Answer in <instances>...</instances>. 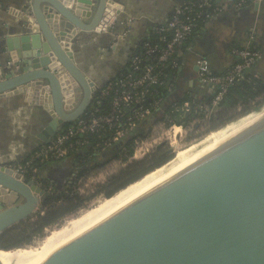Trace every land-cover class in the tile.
I'll use <instances>...</instances> for the list:
<instances>
[{"label":"water","instance_id":"95a60500","mask_svg":"<svg viewBox=\"0 0 264 264\" xmlns=\"http://www.w3.org/2000/svg\"><path fill=\"white\" fill-rule=\"evenodd\" d=\"M80 1L87 6L30 0L26 31L6 40L0 99L17 97L45 116L39 145L76 121L116 75L99 83L78 62L73 33H107L117 22L111 0ZM45 197L0 157V236L29 220ZM0 264L15 263L0 255ZM49 264H264V111L183 159Z\"/></svg>","mask_w":264,"mask_h":264},{"label":"crops","instance_id":"0c3cea01","mask_svg":"<svg viewBox=\"0 0 264 264\" xmlns=\"http://www.w3.org/2000/svg\"><path fill=\"white\" fill-rule=\"evenodd\" d=\"M185 1L187 0L108 1V10L117 17V22L107 33H73V42L78 46L80 57L78 62L99 83H104L125 69L131 55L153 33L154 28L166 24L175 8ZM237 1L219 0V4L225 9L202 26L193 38V52L184 60L181 79L183 88H195L198 85L195 80L198 58H203L212 72L221 73L235 61L234 50L251 45L263 53L253 72L264 81V0L233 9L232 5ZM29 2L30 0H0L1 72L9 55L6 51L7 38L26 31L24 25ZM82 3L79 0V5L87 6ZM111 38L115 42L114 50L108 48ZM45 120L47 119L38 109L23 103L17 97L0 99V157L4 165L21 164L38 147L36 134L47 122ZM66 169L70 168L61 163H51L37 170L36 174L37 178H53L54 181L58 179L63 183L69 178V170Z\"/></svg>","mask_w":264,"mask_h":264},{"label":"trees","instance_id":"16d2710c","mask_svg":"<svg viewBox=\"0 0 264 264\" xmlns=\"http://www.w3.org/2000/svg\"><path fill=\"white\" fill-rule=\"evenodd\" d=\"M216 7L217 4L214 3L210 10ZM206 23L200 22L198 28L195 29L186 44L178 52L177 68L168 66L163 69L161 85L157 86L155 91H151L149 98L144 102V106L148 107L152 105L154 100L159 99L160 106L148 119L140 123L133 133L129 134L119 143L113 144L103 150L99 147V144L102 145L110 133L93 136L89 139L87 146L78 152L70 154L65 160L57 162L49 161L43 164L35 162L34 169L36 171L42 169L47 164L61 163L70 168L68 169L69 171L66 169L69 178L62 183L58 179L54 181L53 178H37V174H33L31 171L26 174V179L34 180L45 190L46 188H51V190H46V197L40 208L42 213L39 212L35 216V220L32 221L29 219L2 234L0 241L6 242L7 240H11L12 244H3L0 248H17L24 243H29L32 238L40 235L45 228L55 224L62 217L82 207L86 199L77 193L75 189L76 182L79 179L86 178L93 172L105 168L112 162L118 161L125 166L119 172L109 177L106 183L100 187L99 190L104 192L106 198H111L118 191L124 190L127 185L134 181H139L143 175L169 161L174 155L170 153L169 148L163 145L159 146L149 156L141 160L130 161L134 153V143L138 140L146 139L152 129L157 125L165 124L169 126L173 123L184 128H190L194 126L193 123L196 120L203 121V119L210 117L207 125H211V129H216L224 123L230 124L234 122V117L238 114H241L240 117H242V115L246 116L247 113L260 112L264 108V81L258 78L253 72L258 62L234 81L233 85L229 87L223 96L218 109L214 112L205 113L203 110H200V107L211 105V101L216 92L201 87L200 85L195 86V88H183L181 79L184 71V60L190 54L186 51V48H190L193 52L191 42L200 28ZM144 45L162 46L158 41V36L153 33L142 42L136 52L141 51ZM250 49L259 51L254 45H251ZM235 62L221 73L211 72L213 75H221L235 65ZM129 64L130 61L125 69L119 72L108 83L113 84L114 81L121 79L127 73ZM183 104L188 105L187 112L182 113L181 111H176L177 107ZM259 108L261 109L259 110ZM234 112H237V114L231 115ZM166 116L171 119V122L166 121ZM43 145L45 144L38 145L35 150ZM29 157L30 155L21 164L26 162Z\"/></svg>","mask_w":264,"mask_h":264},{"label":"built area","instance_id":"2783aa9c","mask_svg":"<svg viewBox=\"0 0 264 264\" xmlns=\"http://www.w3.org/2000/svg\"><path fill=\"white\" fill-rule=\"evenodd\" d=\"M259 1L238 0L232 8L239 9L251 3H259ZM214 3L217 7L210 10ZM223 9L225 7L219 4V0H187L175 8L168 22L153 30V34L158 36V41L162 46L144 45L141 51L134 52L127 73L113 84L107 83L101 88L91 98L87 110L76 121L62 128L47 144L31 153L26 162L9 167L25 178L30 171L36 174L35 162L43 164L49 161L65 160L70 154L87 146L89 139L93 136L110 133L103 144H99L103 150L133 133L138 125L148 119L160 106L159 99L154 100L148 107L144 106V102L149 98L150 92L155 91V88L161 85L163 69L168 66L177 68V54L198 28L200 22L210 21ZM114 47L115 42L113 41L108 48L113 49ZM186 51L192 53L190 48H186ZM233 55L235 65L221 75H213L206 61L203 58L197 59L195 64L197 84L216 92L211 105L200 107L203 112L216 111L229 87L241 74L256 64L262 58L263 53L246 47L234 50ZM187 110V104L176 109L182 113ZM166 121L171 122V119L166 116ZM156 128L164 131L168 129L169 132L178 128L184 133L192 130V127L184 128L173 123L169 126L159 124L153 129ZM144 144L142 140L134 143V158L143 151Z\"/></svg>","mask_w":264,"mask_h":264},{"label":"bare ground","instance_id":"6f19581e","mask_svg":"<svg viewBox=\"0 0 264 264\" xmlns=\"http://www.w3.org/2000/svg\"><path fill=\"white\" fill-rule=\"evenodd\" d=\"M263 111L264 108L260 112L247 114L223 129L211 133L202 141L177 149L173 159L168 163L129 185L111 198L98 199L89 209L69 219L62 226L48 231L45 237L37 243L8 251L0 250V255L7 257L15 264H49L60 250L140 201L159 177L169 172L183 159ZM176 131L179 132V129L175 128Z\"/></svg>","mask_w":264,"mask_h":264},{"label":"rangeland","instance_id":"374dc122","mask_svg":"<svg viewBox=\"0 0 264 264\" xmlns=\"http://www.w3.org/2000/svg\"><path fill=\"white\" fill-rule=\"evenodd\" d=\"M261 108H259V110ZM235 114H237V112H234L231 115H235ZM240 116H241V114L240 115L238 114L237 116L234 117V120L237 121L238 119L243 117V115H242V117H240ZM208 119L205 118V119H203V121L196 120L193 123L194 126H192L191 132H185L184 133V132H180V130H179V132H177V131L175 132V130L169 132L168 129H166L165 131L161 130V128L152 129V131L147 136V138L142 140L145 143L143 151L138 153L135 158L132 156L130 158V161L141 160V159L149 156L155 149H157L161 145L169 148L170 153L172 155H174V153L177 149L196 144V143L202 141L204 138H206V136H208L210 133H213V131L216 132V131H218L217 129H219V130H220V128L223 129L224 127L227 126L226 124H228V123H224L221 126H218V128H216V129H211L210 128L211 125L210 126L207 125L209 122ZM173 135H175V138H173ZM124 166H125L124 164H122L118 161H115V162H112L111 164L107 165L105 168L100 169L96 172H93L91 175L87 176L86 178L79 179L75 184V189L79 195L83 196L86 199L83 206L78 208L74 212L62 217L55 224H52V225L48 226L47 228H45L40 235H37L34 238H32V240L29 243H26V244L24 243V244L20 245V247H17V248H23V247L31 246V245L37 243L38 241L42 240L45 237V235L48 231H51L55 228L62 226L69 219H71V218L79 215L83 211L89 209L93 204L96 203V201L98 199L105 198L104 192L103 191L101 192L99 190L100 187L106 183V181L109 179V177H111L112 175L119 172V170L122 169ZM112 187H114V186H112ZM49 189L51 190V188H46V190H49ZM39 212H41L40 208L36 210V212L33 214V216L30 218V220H32V221L35 220V218H36L35 216ZM16 226H19V225H16ZM3 244H6V245L12 244V241L11 240H7L6 242L0 241V246H2ZM17 248H10V249H17Z\"/></svg>","mask_w":264,"mask_h":264}]
</instances>
